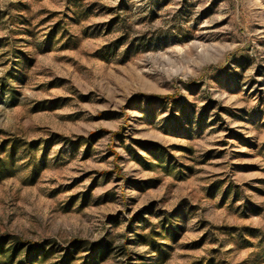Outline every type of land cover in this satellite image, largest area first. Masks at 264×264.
<instances>
[{
	"label": "rangeland",
	"instance_id": "374dc122",
	"mask_svg": "<svg viewBox=\"0 0 264 264\" xmlns=\"http://www.w3.org/2000/svg\"><path fill=\"white\" fill-rule=\"evenodd\" d=\"M0 264H264V0H0Z\"/></svg>",
	"mask_w": 264,
	"mask_h": 264
},
{
	"label": "trees",
	"instance_id": "16d2710c",
	"mask_svg": "<svg viewBox=\"0 0 264 264\" xmlns=\"http://www.w3.org/2000/svg\"><path fill=\"white\" fill-rule=\"evenodd\" d=\"M156 98L161 99V100L166 101V102H172V101L176 100V98L172 95L156 96Z\"/></svg>",
	"mask_w": 264,
	"mask_h": 264
}]
</instances>
